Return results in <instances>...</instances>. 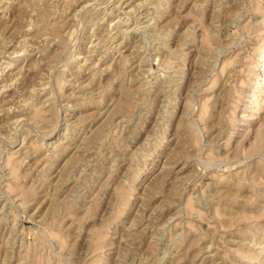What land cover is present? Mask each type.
<instances>
[{"label": "rangeland", "instance_id": "obj_1", "mask_svg": "<svg viewBox=\"0 0 264 264\" xmlns=\"http://www.w3.org/2000/svg\"><path fill=\"white\" fill-rule=\"evenodd\" d=\"M0 264H264V0H0Z\"/></svg>", "mask_w": 264, "mask_h": 264}, {"label": "bare ground", "instance_id": "obj_2", "mask_svg": "<svg viewBox=\"0 0 264 264\" xmlns=\"http://www.w3.org/2000/svg\"><path fill=\"white\" fill-rule=\"evenodd\" d=\"M261 62V61H260Z\"/></svg>", "mask_w": 264, "mask_h": 264}]
</instances>
